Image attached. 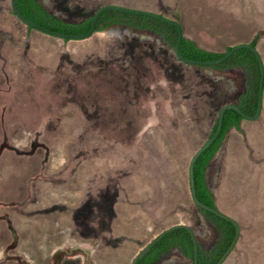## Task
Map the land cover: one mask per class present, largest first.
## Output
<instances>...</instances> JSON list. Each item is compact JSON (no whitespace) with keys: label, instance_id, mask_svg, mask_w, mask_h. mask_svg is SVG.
I'll use <instances>...</instances> for the list:
<instances>
[{"label":"rangeland","instance_id":"374dc122","mask_svg":"<svg viewBox=\"0 0 264 264\" xmlns=\"http://www.w3.org/2000/svg\"><path fill=\"white\" fill-rule=\"evenodd\" d=\"M38 3L68 23L105 6L154 13L215 53L258 33L264 64V0ZM243 89L241 69L186 65L150 32L114 25L63 40L0 0V264H131L178 224L209 248L216 233L192 201L189 163ZM207 185L240 229L221 264H264V111L227 132ZM155 264L192 263L173 249Z\"/></svg>","mask_w":264,"mask_h":264},{"label":"trees","instance_id":"16d2710c","mask_svg":"<svg viewBox=\"0 0 264 264\" xmlns=\"http://www.w3.org/2000/svg\"><path fill=\"white\" fill-rule=\"evenodd\" d=\"M19 13L32 23L52 32L67 35H83L90 29L92 16L79 23H68L49 14L38 3V0H16ZM118 25L132 30L147 31L158 36L163 44L174 50L178 33L176 27L160 20L141 15L106 11L97 19L95 31H104L107 28ZM29 30H31L29 28ZM259 34L256 33L249 42L250 46L257 47ZM224 53H215L203 50L192 41L182 38L179 52L184 59L192 61H214L221 58ZM213 69L225 71L241 69L244 73V89L238 95L236 107L245 115L253 116L257 110V92L260 81V66L256 55L248 48L235 51L229 58L220 64L212 66ZM242 117L234 110L227 109L222 116L221 131L216 140L209 145L195 160L193 166V184L195 196L198 201L212 209H217L215 199L207 185V170L211 160L218 153L220 146L230 129L240 130ZM216 120L211 129L209 138L217 128ZM206 222L214 229L216 239L207 249L197 244L196 264H216L227 249L231 246L236 225L229 218H222L206 210L200 209ZM176 250L183 258L194 261V244L191 233L186 229H176L150 247L136 262V264H155L163 255L171 250Z\"/></svg>","mask_w":264,"mask_h":264},{"label":"water","instance_id":"95a60500","mask_svg":"<svg viewBox=\"0 0 264 264\" xmlns=\"http://www.w3.org/2000/svg\"><path fill=\"white\" fill-rule=\"evenodd\" d=\"M10 11L11 14L22 24H24L27 28H30L33 31H37L41 34L47 35V36H51L54 38H59V39H63V40H83L86 38H89L93 33H96L95 31V26H96V22L98 17L106 11H116V12H122V13H128V14H132V15H141V16H146L149 18H153V19H157L160 20L164 23H168L173 25L174 27H176L177 29V33H178V37H177V41H176V45L174 48V54L177 58L178 61L186 64V65H194V66H207V67H212L214 65L220 64L221 62H223L224 60H226L227 58H229L235 51L241 49V48H248L250 49L257 57V61L259 63L260 66V81H259V86H258V92H257V110L256 113L253 116H247L245 115L238 107H236V105H232V104H228V105H224L219 113L218 116V121H217V128L215 133L195 152V154L193 155V157L190 160L189 163V185H190V194H191V198L192 201L195 205V207L200 210H206L210 213H213L219 217L222 218H229L226 215L222 214L218 209H212L209 206H206L202 203H200L198 201V199L195 196V191H194V184H193V166H194V162L197 159V157L209 146L211 145L216 138L218 137L220 131H221V124H222V116L224 111H226L227 109H232L234 111H236L243 120H256L258 119L260 112H261V108H262V99H263V90H264V65H263V61L257 51V48L250 46L249 43H243V44H239L236 45L234 47H232L228 52H226L221 58L214 60V61H192V60H188V59H184L180 52H179V47H180V43L182 38L184 37L183 34V30H182V26L179 22L164 18L162 16H159L157 14L154 13H150V12H144V11H138V10H131V9H126V8H122V7H117V6H105L102 7L100 9H98L94 15L92 16V21H91V25H90V29L88 30L87 33L83 34V35H67V34H60L57 32H52L50 30H47L43 27H40L34 23H32L31 21H29L28 19H26L24 16H22L17 7H16V0H10ZM230 219V218H229ZM232 222L235 223L236 225V231H235V236L233 239V242L231 244V246L227 249V251L224 253V255L221 257V259L216 263V264H221L226 257L229 255V253L231 252V250L233 249L238 236H239V232L240 229L237 225V223L230 219ZM186 229L191 233L192 239H193V244H194V261L193 264H196V256H197V240L195 239V235L192 231V229L186 225H182V224H178L175 225L173 227L168 228L167 230L163 231L162 233H160L156 238H154L152 241H150L147 245H145L143 248H141L139 250V252L133 257L131 264H136L137 260L150 248L152 247L158 240H160L162 237H164L166 234L176 230V229Z\"/></svg>","mask_w":264,"mask_h":264},{"label":"crops","instance_id":"0c3cea01","mask_svg":"<svg viewBox=\"0 0 264 264\" xmlns=\"http://www.w3.org/2000/svg\"><path fill=\"white\" fill-rule=\"evenodd\" d=\"M262 59V58H261ZM263 61V60H262ZM264 65V64H263ZM263 99H264V90H263ZM263 99H262V108H261V112H260V115L263 113V111H264V101H263ZM259 115V116H260ZM242 122V121H241ZM241 122H240V126H241Z\"/></svg>","mask_w":264,"mask_h":264}]
</instances>
